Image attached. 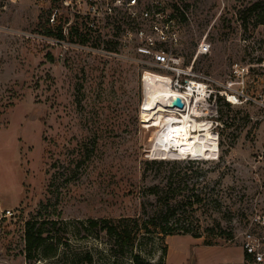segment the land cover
I'll return each mask as SVG.
<instances>
[{"label":"rangeland","instance_id":"1","mask_svg":"<svg viewBox=\"0 0 264 264\" xmlns=\"http://www.w3.org/2000/svg\"><path fill=\"white\" fill-rule=\"evenodd\" d=\"M180 3L182 69L223 80L234 61L264 57V0ZM43 21L26 4L0 15V264H132V252L164 264L246 262V233L264 231L253 223L264 213V110L221 104L216 158H161L168 123L145 105L144 78L176 72L135 50H63L28 37ZM204 38L212 51L195 60ZM166 215L177 229L163 235L151 222ZM92 220L130 225L133 251ZM32 224L56 253L28 257Z\"/></svg>","mask_w":264,"mask_h":264},{"label":"built area","instance_id":"2","mask_svg":"<svg viewBox=\"0 0 264 264\" xmlns=\"http://www.w3.org/2000/svg\"><path fill=\"white\" fill-rule=\"evenodd\" d=\"M172 1L0 0V15L26 4L37 9L44 20L40 31L27 33L28 37L63 50L98 51L105 55L135 50L151 58L142 62L168 66L176 72V77L170 78L174 86L184 92L191 90L199 106V118L212 123H219L221 104H254L264 110V57L258 53L234 61L223 80L197 74L193 65L182 69L184 60L176 50L180 45V22L188 14L181 0L175 4ZM211 51V43L204 38L195 60ZM258 158L264 162V152ZM253 223L264 227V213L257 214ZM244 247L255 264L264 263V231L247 232Z\"/></svg>","mask_w":264,"mask_h":264},{"label":"bare ground","instance_id":"3","mask_svg":"<svg viewBox=\"0 0 264 264\" xmlns=\"http://www.w3.org/2000/svg\"><path fill=\"white\" fill-rule=\"evenodd\" d=\"M144 82L145 105L163 111L168 123L158 136V155L161 158L185 154L196 159L216 158L219 151L217 135L212 130L211 120L199 118V106L196 101L194 103L191 90H179L169 78L158 74L146 73ZM177 97L185 99L184 109L173 107Z\"/></svg>","mask_w":264,"mask_h":264},{"label":"trees","instance_id":"4","mask_svg":"<svg viewBox=\"0 0 264 264\" xmlns=\"http://www.w3.org/2000/svg\"><path fill=\"white\" fill-rule=\"evenodd\" d=\"M261 22L264 23L263 20ZM228 106H230V105H228ZM154 162H156V161H154ZM170 189H172V188H170ZM169 191H171V190H169ZM170 215H172V213ZM170 215H166L163 218L164 224H162V223L158 224L156 221L158 219L153 220L151 222V224L155 226L156 230L161 229V233H163V235L171 234L174 230L177 229L172 224H171V226H169L170 225V222H169L170 221L169 220ZM91 224L94 227H100L101 229L107 231L110 235L115 237L116 242L118 244H120L122 249L123 248H130L132 250L135 247V244L137 241V235L133 233V230L131 229L130 225H128V224L127 225H119L116 223H109L108 221L99 222L98 220H92ZM143 229L145 230L146 233L153 232V230L150 228L148 223L144 224V226L142 227V230ZM185 232L191 233L193 231L188 228L185 230ZM193 236L196 238L200 237L197 234H194ZM48 239L49 238L44 235L43 230L41 228H37L36 224L29 225L28 229L26 231V252L28 254V257L31 258L33 256V252H39V251H42V253H44L45 256H50L51 254H49V252H51L53 254L56 253V251H58L59 248L53 246V244L50 245ZM163 250H164V253H167V247L166 246ZM245 257H246L247 261L248 260L250 261L251 257L247 253L245 254ZM131 260H132V264H164L163 261L158 262V263H153V262L147 260L141 254H137V253H133V252L131 254ZM247 261L244 263H228V264H255L253 261H251L250 263H248Z\"/></svg>","mask_w":264,"mask_h":264},{"label":"water","instance_id":"5","mask_svg":"<svg viewBox=\"0 0 264 264\" xmlns=\"http://www.w3.org/2000/svg\"><path fill=\"white\" fill-rule=\"evenodd\" d=\"M173 107H176L178 109H184L185 108V103L182 100L181 97H177L174 101H173Z\"/></svg>","mask_w":264,"mask_h":264}]
</instances>
